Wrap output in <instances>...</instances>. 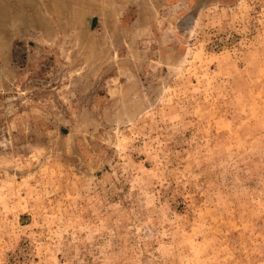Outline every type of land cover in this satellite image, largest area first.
<instances>
[{"label":"rangeland","instance_id":"rangeland-1","mask_svg":"<svg viewBox=\"0 0 264 264\" xmlns=\"http://www.w3.org/2000/svg\"><path fill=\"white\" fill-rule=\"evenodd\" d=\"M0 264H264V0H0Z\"/></svg>","mask_w":264,"mask_h":264},{"label":"flooded vegetation","instance_id":"flooded-vegetation-1","mask_svg":"<svg viewBox=\"0 0 264 264\" xmlns=\"http://www.w3.org/2000/svg\"><path fill=\"white\" fill-rule=\"evenodd\" d=\"M191 14H192V13H189V15H187L186 18L183 19L182 22H181V27H183L184 29H185V26L187 25V24L185 25L184 23H187V21L190 20L189 18H190V16H191ZM188 23H189V22H188Z\"/></svg>","mask_w":264,"mask_h":264}]
</instances>
